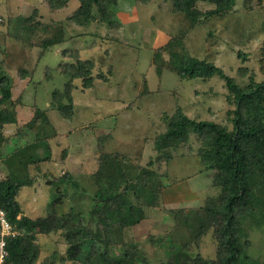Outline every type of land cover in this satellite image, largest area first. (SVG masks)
Segmentation results:
<instances>
[{"label":"rangeland","instance_id":"1","mask_svg":"<svg viewBox=\"0 0 264 264\" xmlns=\"http://www.w3.org/2000/svg\"><path fill=\"white\" fill-rule=\"evenodd\" d=\"M171 3L120 0L115 19L132 14L135 20L126 28L121 23L114 30L102 26L103 31L99 30L100 23L76 29L67 21L79 6L78 0L56 11L44 0H0V72L8 77L7 89L12 94L11 101L0 108L14 110L17 118L16 123L4 127L7 141L0 149V180L12 175L32 181L20 192L24 215L33 219L52 213L81 215L85 225L95 230L91 220L94 197L106 182L105 178L95 179L102 155L117 153L118 159L137 174L136 168L152 170L162 181L158 205L150 207L141 197L138 202L146 219L134 227L113 230L111 240H107L110 251H134L144 264H168L175 256L183 262L186 255L217 259L218 228L211 222L216 212L208 208L220 205L222 189L215 185L216 170L201 163L200 139L191 136L186 145L160 154L154 142L166 130L165 115H173L178 109L192 119L212 121L229 130H233L235 110L225 81L219 76L183 80L169 70L158 73L152 62L168 61L173 51L186 50L222 68L241 87L264 81V0H235L226 14L207 19L201 16L196 23L173 13ZM197 7L203 15L215 8L208 2H198ZM34 9H38L34 20L41 23L44 32L37 27L30 34L23 19ZM61 22L66 24L69 39H78L79 32L80 39L51 50L42 60L43 50L38 45L45 37V25L54 33ZM181 31L185 32L182 49L171 43ZM65 48H79L81 58L92 59L96 65L93 87L84 92L81 87L73 90L71 120L49 108L52 91L62 88L65 79L59 74L53 80L45 79L49 69L68 60L62 53ZM99 73H105L108 80L100 78ZM12 103H16L14 107ZM37 107L49 109L53 125L46 127L49 150L45 146V123L40 120L28 124ZM55 126L65 129L59 133ZM63 133L66 137L60 135ZM37 140L44 141L34 145ZM167 152L173 158L170 161L165 159ZM69 153L71 160L65 164L63 159ZM80 158L82 162L75 166ZM199 231L203 233L197 237ZM64 235V230L38 234L37 264H83L82 254L68 256ZM247 238L249 254L257 264H264V221L260 225L251 222ZM97 242L99 249H104V238ZM81 247L84 254L88 253L89 244Z\"/></svg>","mask_w":264,"mask_h":264},{"label":"trees","instance_id":"2","mask_svg":"<svg viewBox=\"0 0 264 264\" xmlns=\"http://www.w3.org/2000/svg\"><path fill=\"white\" fill-rule=\"evenodd\" d=\"M71 1L44 0L54 11L67 8ZM139 1L148 4L155 0ZM119 2L120 0H78L79 6L67 17V21L79 28H88L90 25L100 23L99 26L114 30L121 26L115 19ZM198 2H208L215 8L203 15L197 7ZM234 5L235 0H172L171 11L183 15L187 21L196 23L200 21L201 16L207 19L210 16L226 14ZM37 10L34 9L30 17L23 19V24L30 34L35 32L34 29L37 27L44 32L42 25H39L41 23L34 20ZM50 29L51 26L45 25V37L38 45L43 50L42 60L48 52L63 47L68 42L64 22L59 24V28H56L54 33ZM180 34L182 36H179ZM171 40L176 47L184 48L182 40H185V32H179ZM156 52L158 55V50ZM181 52L173 51L168 61L154 60L152 63L157 65V72L169 70L178 74L183 80L210 79L219 76L225 81L230 92L228 99L234 103L235 110L233 130L212 121L192 119L181 109L176 110L173 115L164 117L166 130L154 142L156 152L160 154L168 148L186 145L191 136H197L201 141L199 150L201 163L206 168L216 170L218 174L215 185L222 189L220 205L208 208L209 212H216L215 216L211 217V222L218 228L217 259L208 260L200 255L190 258L186 255L185 260L180 262L179 256H175L168 264H257L249 254L250 241L247 235L251 230V222L260 225L264 221V81L261 83L252 81L241 87L233 77L227 75L214 63L193 57L186 50ZM62 53L67 56L72 55L73 60L64 61L54 70L49 69L45 79L53 80L57 74L65 79L62 88L52 91L49 108L71 120L74 114L73 90L81 87L82 91H86L93 87L96 65L92 59H81L77 53L72 54L69 49L65 48ZM73 56H77L75 60ZM110 72L109 70L108 74ZM23 73L25 76L26 72ZM98 76L106 78L105 73H99ZM8 86V77L1 71L0 105L11 101L12 94L8 91ZM15 104L12 103L11 106L14 107ZM47 110L49 109L41 110L37 107L34 118L28 124L32 126L34 122L40 120L45 123V146L49 150L51 146L46 142L48 139L46 127H51L52 123ZM16 120L14 110L0 108V149L7 141L4 127L16 123ZM54 130L55 135L57 133L56 129ZM42 142L37 140L33 144ZM164 154L167 161L173 159L169 152ZM34 160L38 161V158ZM149 164L153 165L152 162ZM135 170H139V173L133 172L129 166L119 160L117 153H104L99 159L95 179L98 182L105 178L106 182L101 184L100 191L94 197L91 220L96 226L95 230L85 225L81 215L52 213L47 217L35 219L24 215L19 196L21 189L31 186L32 181L12 175L0 180V209L6 212L9 222L18 232L15 237L7 240L8 255L4 264H37L38 234H49L58 230L65 231L68 256L82 254L83 264H144L143 258L136 257L134 251L126 249L117 254L109 250L107 243V240L110 241L112 238L113 230L134 227L146 219L144 209L138 202L141 197L150 207L158 205L162 181L148 168L141 167ZM64 178L69 179V177ZM131 194L135 198H132ZM52 204L54 205L55 202ZM202 233L203 231H199L197 237ZM103 238L106 245L104 249H99L97 240ZM88 244L90 248L88 253L84 254L81 245L88 247Z\"/></svg>","mask_w":264,"mask_h":264},{"label":"built area","instance_id":"3","mask_svg":"<svg viewBox=\"0 0 264 264\" xmlns=\"http://www.w3.org/2000/svg\"><path fill=\"white\" fill-rule=\"evenodd\" d=\"M18 234L9 222L6 212L0 209V264H4L7 252V240Z\"/></svg>","mask_w":264,"mask_h":264},{"label":"crops","instance_id":"4","mask_svg":"<svg viewBox=\"0 0 264 264\" xmlns=\"http://www.w3.org/2000/svg\"><path fill=\"white\" fill-rule=\"evenodd\" d=\"M127 16L126 18H124L123 20H118L121 24H122V28H126V27H128V26H131L132 25V23H133V21L135 20L131 15L132 14H129V15H127V14H122V16ZM137 18H138V15H137ZM136 18V19H137ZM75 27V26H74ZM76 29H77V27H75ZM79 28V27H78ZM131 28V27H130ZM104 28H102V26L100 27V29L99 30H103ZM124 30V29H123ZM104 31V30H103ZM133 31V30H132ZM179 33V32H178ZM177 33V34H178ZM176 35V34H175ZM80 36H81V33L79 32V37H78V39H69V36H68V42L67 43H69L70 41H72V42H75L76 40H79L80 39ZM168 37V36H167ZM169 38V37H168ZM171 39V38H170ZM74 45L76 44V43H73ZM60 49V48H59ZM59 49H57V51L58 52H60V50ZM70 51H71V53L72 54H78L79 55V57L81 58V56H80V53H78L79 52V48H77V49H73V50H71V49H69ZM56 51V50H55ZM70 56H72V55H69V56H67V55H64V57H66L68 60H71L72 59V57H70ZM70 57V58H69ZM82 59V58H81ZM67 60V61H68ZM105 80H108V79H106V78H104ZM147 88V85L145 86V88L144 89H146ZM82 90V89H81ZM85 91V90H84ZM83 91V92H84ZM56 127V129H57V131L60 133V131L62 130V129H65V128H62V127H58L57 128V126H55ZM103 129H101V131H102ZM61 136H64V137H66V135H65V133H63V135L62 134H60ZM71 135V133L69 132L68 134H67V139H68V137ZM71 154L72 153H69L64 159H63V161H64V163L66 164V163H69L70 162V157H71ZM76 160H77V157H75V160H73V162H72V164L74 163V162H76ZM79 162H82V159L80 158L78 161H77V163L75 164V166H77V165H79ZM19 198H20V196H19Z\"/></svg>","mask_w":264,"mask_h":264}]
</instances>
